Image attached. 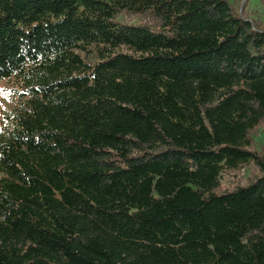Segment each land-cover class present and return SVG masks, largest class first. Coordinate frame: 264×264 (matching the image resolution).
<instances>
[{
  "label": "trees",
  "instance_id": "1",
  "mask_svg": "<svg viewBox=\"0 0 264 264\" xmlns=\"http://www.w3.org/2000/svg\"><path fill=\"white\" fill-rule=\"evenodd\" d=\"M235 5L0 0V264H264V25Z\"/></svg>",
  "mask_w": 264,
  "mask_h": 264
},
{
  "label": "rangeland",
  "instance_id": "2",
  "mask_svg": "<svg viewBox=\"0 0 264 264\" xmlns=\"http://www.w3.org/2000/svg\"><path fill=\"white\" fill-rule=\"evenodd\" d=\"M235 6L243 15L251 19L257 25H264V0H233ZM129 19V18H128ZM127 19V20H128ZM132 20V18H130ZM129 21V20H128ZM10 88L9 84L3 83L0 85V118L3 110L10 106L11 101L6 98L4 93ZM252 149L254 148L260 154L264 153V126L259 127L252 134ZM258 172L253 166L242 168L238 171L225 173L221 180L220 191L233 189L237 186L246 185L250 178Z\"/></svg>",
  "mask_w": 264,
  "mask_h": 264
}]
</instances>
